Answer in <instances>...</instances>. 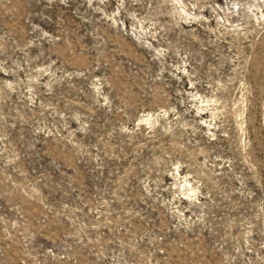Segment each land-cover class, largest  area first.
<instances>
[{"label": "rangeland", "instance_id": "rangeland-1", "mask_svg": "<svg viewBox=\"0 0 264 264\" xmlns=\"http://www.w3.org/2000/svg\"><path fill=\"white\" fill-rule=\"evenodd\" d=\"M0 264H264V0H0Z\"/></svg>", "mask_w": 264, "mask_h": 264}]
</instances>
